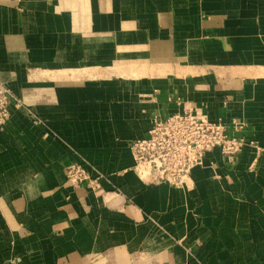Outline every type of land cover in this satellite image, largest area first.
Wrapping results in <instances>:
<instances>
[{"label": "crops", "instance_id": "crops-1", "mask_svg": "<svg viewBox=\"0 0 264 264\" xmlns=\"http://www.w3.org/2000/svg\"><path fill=\"white\" fill-rule=\"evenodd\" d=\"M0 81V264H264V0H0ZM183 107L250 143L145 183L130 143Z\"/></svg>", "mask_w": 264, "mask_h": 264}, {"label": "built area", "instance_id": "built-area-1", "mask_svg": "<svg viewBox=\"0 0 264 264\" xmlns=\"http://www.w3.org/2000/svg\"><path fill=\"white\" fill-rule=\"evenodd\" d=\"M12 104H18L16 97L0 81V124L8 118ZM242 129L241 121L210 120L193 107L156 116L147 136L130 143L134 160L131 170L148 184L186 186L191 170L202 165L208 153L219 149L222 158L229 161L250 143L237 135ZM66 176L72 182L86 180L84 169L78 165L68 167ZM90 184L96 185L91 181Z\"/></svg>", "mask_w": 264, "mask_h": 264}]
</instances>
